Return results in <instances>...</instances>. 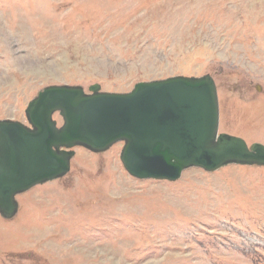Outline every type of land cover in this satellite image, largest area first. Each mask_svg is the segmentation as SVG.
<instances>
[{
	"label": "rangeland",
	"instance_id": "374dc122",
	"mask_svg": "<svg viewBox=\"0 0 264 264\" xmlns=\"http://www.w3.org/2000/svg\"><path fill=\"white\" fill-rule=\"evenodd\" d=\"M211 74L220 131L264 143V0H0V119L48 85ZM59 122V115L55 116ZM118 142L0 215V264H264V166L138 179Z\"/></svg>",
	"mask_w": 264,
	"mask_h": 264
},
{
	"label": "water",
	"instance_id": "95a60500",
	"mask_svg": "<svg viewBox=\"0 0 264 264\" xmlns=\"http://www.w3.org/2000/svg\"><path fill=\"white\" fill-rule=\"evenodd\" d=\"M88 90L48 85L29 102L28 124L0 119L3 218L17 214V194L66 175L79 146L104 152L123 142L120 159L139 179L176 181L192 167L264 166L263 143L249 145L219 131V96L210 74L140 81L127 92L102 91L99 84Z\"/></svg>",
	"mask_w": 264,
	"mask_h": 264
}]
</instances>
